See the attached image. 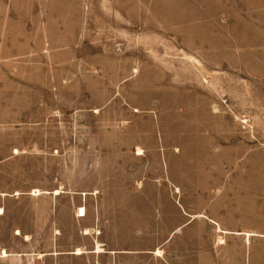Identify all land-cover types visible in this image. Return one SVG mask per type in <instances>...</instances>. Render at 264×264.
I'll return each mask as SVG.
<instances>
[{"label": "rangeland", "instance_id": "374dc122", "mask_svg": "<svg viewBox=\"0 0 264 264\" xmlns=\"http://www.w3.org/2000/svg\"><path fill=\"white\" fill-rule=\"evenodd\" d=\"M0 16L16 18L19 36L35 21L38 72L51 75L35 92H5V139L26 154L5 167L22 186L94 170L90 140L102 159L109 139L127 155L180 142L197 163L259 180L264 220V0H0Z\"/></svg>", "mask_w": 264, "mask_h": 264}, {"label": "crops", "instance_id": "0c3cea01", "mask_svg": "<svg viewBox=\"0 0 264 264\" xmlns=\"http://www.w3.org/2000/svg\"><path fill=\"white\" fill-rule=\"evenodd\" d=\"M16 24L0 16V264H264L260 181L237 169L213 170L212 157L197 163L180 142L170 150L157 140L153 150L127 155L118 149L123 140L109 139L102 159L100 142L90 140L94 170H77L72 181L62 174L55 188L22 186L5 167L26 155L5 139V92L19 93L21 83L35 92L51 75L37 63L35 21L23 22L21 36L12 34ZM18 39L22 53L12 43ZM74 44L64 46L66 68L75 63ZM30 146H37L35 137ZM97 163L108 166L97 170Z\"/></svg>", "mask_w": 264, "mask_h": 264}, {"label": "bare ground", "instance_id": "6f19581e", "mask_svg": "<svg viewBox=\"0 0 264 264\" xmlns=\"http://www.w3.org/2000/svg\"><path fill=\"white\" fill-rule=\"evenodd\" d=\"M35 193H38V194H40V189H36L35 190ZM56 193H59V191H56ZM0 210H1V208H0ZM2 211V210H1ZM82 211H83V213L85 214V208H82ZM82 213V214H83ZM2 214V213H1ZM19 232V231H18ZM248 235V234H247ZM223 242V241H222ZM82 250V249H81ZM101 250V249H100ZM78 251H80V249L78 248ZM2 253H4L3 255H7V250H4V252H2Z\"/></svg>", "mask_w": 264, "mask_h": 264}]
</instances>
